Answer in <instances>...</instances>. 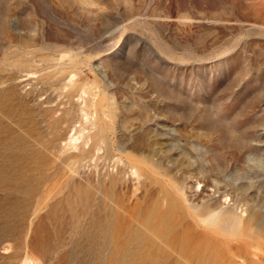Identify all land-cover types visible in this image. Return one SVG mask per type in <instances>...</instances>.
<instances>
[{"label":"rangeland","instance_id":"rangeland-1","mask_svg":"<svg viewBox=\"0 0 264 264\" xmlns=\"http://www.w3.org/2000/svg\"><path fill=\"white\" fill-rule=\"evenodd\" d=\"M0 264H264V0H0Z\"/></svg>","mask_w":264,"mask_h":264}]
</instances>
